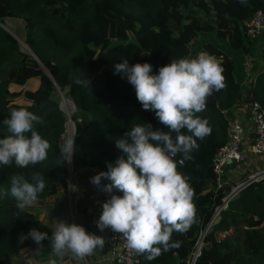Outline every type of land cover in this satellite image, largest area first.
<instances>
[{
	"label": "trees",
	"instance_id": "1",
	"mask_svg": "<svg viewBox=\"0 0 264 264\" xmlns=\"http://www.w3.org/2000/svg\"><path fill=\"white\" fill-rule=\"evenodd\" d=\"M255 11L264 12V0H0V25L6 20L21 21L23 43L50 76L48 79L33 59L22 55L13 36L0 29V138L9 134L3 120L12 109L23 107L41 117L34 130L51 144L48 158L41 163L26 168L0 165V191H9L15 174L30 180L38 172L46 181L33 207L19 209L10 194L0 198V264H22L12 257L31 250L34 259L46 263L52 230L50 220L42 223L38 219L47 214L41 203L60 190L69 191L74 204L77 195L72 194L79 179L107 171L109 163L114 165L122 155L115 140L132 126L151 123L153 130L167 131L154 112L143 110L134 87L123 73L115 71V65L124 59L129 65L147 62L152 65L150 74H158L171 59L194 58L206 51L225 69L226 87L214 91L206 109L197 114L208 119L211 133L197 140L199 148L191 153L193 159L179 163L181 157H176L178 171L189 178L194 189L198 223L184 234L173 233V241L182 242L179 248L162 252L152 261L137 256V264H190L214 209L231 188L229 184L211 188L213 155L226 141L224 114L237 106L243 92L235 81L233 62L220 45L239 49L244 35L241 22ZM201 35H212L214 40L194 44ZM6 64L11 65L4 69ZM74 69L82 71L89 88L74 83L78 74ZM248 89L252 100L264 108V71ZM57 90L74 108L71 191L66 183V161L58 163L65 118L58 108ZM26 135L30 137V133ZM109 183L102 178V186ZM112 194L123 195L113 189L105 197ZM30 229L47 233L49 239L40 245L31 237L21 242V234L27 236ZM194 264H264V178L247 185L219 213L201 240Z\"/></svg>",
	"mask_w": 264,
	"mask_h": 264
},
{
	"label": "clouds",
	"instance_id": "2",
	"mask_svg": "<svg viewBox=\"0 0 264 264\" xmlns=\"http://www.w3.org/2000/svg\"><path fill=\"white\" fill-rule=\"evenodd\" d=\"M74 71L78 73L74 83L89 88L90 82L82 71ZM115 71L126 76L143 110L154 112L167 131L153 130L151 123L140 122L116 138L115 146L122 155L114 165H107V171L91 177L90 182L102 192L111 194L116 189L123 195H110L102 203L95 223L101 232L110 228L122 234L129 249L152 261L162 252L181 246V241H173L174 232L184 234L198 223L194 189L189 178L178 171L176 157H181L179 163L193 159L191 153L199 148L197 140L211 133L208 119L197 114L206 109L214 91L226 87L225 69L216 56L202 51L194 58L171 59L158 69V74H150V63L129 65L126 59L115 65ZM39 123L41 117L27 108L11 110L3 120L9 134L0 138V165L26 168L48 158L51 144L34 130ZM185 129L191 134H185ZM74 151L71 136L60 149L62 159L58 163L70 162ZM102 178L111 183L101 186ZM45 187L41 173H33L30 180L15 174L10 178L9 191H0V198L10 194L23 210L37 201ZM28 237L37 245L49 239L47 233L36 229H30L27 236L21 234L19 239L23 242ZM50 240L51 255L46 264H63L66 256L83 261L97 248L103 249L106 242L104 237L86 232L83 226L64 221L56 222Z\"/></svg>",
	"mask_w": 264,
	"mask_h": 264
},
{
	"label": "built area",
	"instance_id": "3",
	"mask_svg": "<svg viewBox=\"0 0 264 264\" xmlns=\"http://www.w3.org/2000/svg\"><path fill=\"white\" fill-rule=\"evenodd\" d=\"M241 28L244 36L253 40L258 35L264 33V12L255 11L251 16L241 22ZM233 112L231 113V111ZM228 110L224 115L226 141L213 155L212 159V175L213 180L211 188L217 190L221 186L228 184L226 179L227 166L242 165L245 161V153L242 151L243 128L238 122L242 118L246 125L250 126L252 131V142L246 149V154L257 158L264 157V108L257 102L252 100L250 95H246L240 100L237 106ZM238 115V116H237ZM259 174L251 175L247 181L241 182L233 188H229L226 196L223 197L221 205L214 209L207 228L216 222L219 213L224 210L230 200H232L238 192L242 191L247 185L260 181L264 178V170ZM105 238L104 259L103 264H137L138 254L127 247L126 241L122 234L106 228L103 232ZM194 254V252H193ZM191 255V260L193 257ZM190 260V262H191Z\"/></svg>",
	"mask_w": 264,
	"mask_h": 264
},
{
	"label": "rangeland",
	"instance_id": "4",
	"mask_svg": "<svg viewBox=\"0 0 264 264\" xmlns=\"http://www.w3.org/2000/svg\"><path fill=\"white\" fill-rule=\"evenodd\" d=\"M11 36H13L16 39V43L18 46V51L25 56L29 57V53H26L22 50L24 48L25 50H31L23 43V33H22V23L19 20H6L4 25H1ZM244 36V35H243ZM131 39V37H129ZM243 38V37H242ZM214 40V37L211 36H203L201 35L197 42L194 44L204 43V42H211ZM243 41V40H242ZM19 42V44H18ZM192 44V45H194ZM191 54H195V50H191ZM228 51V50H227ZM31 58V57H30ZM32 59V58H31ZM11 64H6L4 69H7ZM254 77V76H252ZM249 91V90H248ZM56 98L58 99V108L60 109L61 113L63 114L65 118V130L64 134L62 135L60 139V143L63 146L64 141L74 135V125H73V117H74V108L72 103L69 99L64 98L62 93H60L57 90ZM244 99V97H241L240 100ZM66 101V106L62 107L60 104L62 101ZM69 105V106H68ZM243 118V116H242ZM244 119V118H243ZM70 162L66 161V167L68 168V178H67V188L71 191V169L69 166ZM264 165V157H259V159H256L255 157L251 156L247 159V161L238 166V171L236 172L238 175V178H235L232 183H228L231 188L235 187L241 182L247 181V178L251 175H255L256 173L259 174L257 171L260 166ZM255 170V171H254ZM247 175V178L244 176ZM82 176V175H78ZM76 176V178H78ZM95 176V175H93ZM91 176V177H93ZM84 179V177L80 178V185H78L74 193L72 195L79 196V199H77V202H81V206H79L76 210L75 204H73L72 196L68 192H62L58 191L57 195L53 199H49L41 203V205H44V207L47 210L46 215L40 214L38 216V219L42 223H46L45 219L50 220V229L52 232L55 230L56 222L57 221H64L67 224H78V225H87L85 230H88V226L90 224L94 223L96 227L95 221L99 219V216L102 212V203L105 202L108 198L105 197V192L100 191L94 184L90 182V178ZM262 180V179H261ZM260 180V181H261ZM259 182V181H257ZM256 183V182H253ZM102 186V185H101ZM82 190V191H81ZM241 192V191H240ZM239 193V192H238ZM34 204L30 205L29 207H33ZM83 206V207H82ZM106 230V229H105ZM104 230V231H105ZM89 231V230H88ZM96 232L92 231L95 235L100 234L101 231L97 229ZM103 231V232H104ZM239 243V242H238ZM239 246V245H238ZM34 251L26 252V254L23 255H15L13 256V260L16 262H20L22 264H42L40 261H37L33 258ZM96 254L97 251L95 250L94 253L90 256H87L84 258L83 261H76L68 257L63 264H93V262L96 261L93 256ZM104 257V256H103ZM94 259V260H93ZM99 263V259H97L96 264ZM46 264V263H43Z\"/></svg>",
	"mask_w": 264,
	"mask_h": 264
},
{
	"label": "crops",
	"instance_id": "5",
	"mask_svg": "<svg viewBox=\"0 0 264 264\" xmlns=\"http://www.w3.org/2000/svg\"><path fill=\"white\" fill-rule=\"evenodd\" d=\"M242 45L239 49H231L229 46H222L221 50L232 60L234 65V74H235V81L240 84V86L243 88L242 96L245 97L247 94L249 95V89L248 86L250 83L254 81V79L257 77V75L261 74L264 71V33L258 35L255 39L249 40L246 37L243 36L242 38ZM228 50V51H227ZM254 76V77H252ZM251 96V95H250ZM233 110L231 111V113ZM238 116V115H237ZM239 120L238 122L241 124L243 128V139H242V151L245 153V162L249 157L252 155L246 154V149L250 146L252 142V131L250 126L246 125V123L243 121L242 118L238 116ZM254 157V156H253ZM257 162V157H255ZM238 168L234 166H227L226 170V179L228 183H232L235 178H238V174L236 173ZM264 170V165L260 166L257 171ZM236 171V172H234ZM255 171V170H254ZM247 178V175L244 176ZM79 199V196L77 197ZM77 199L74 201V204L76 206V210L78 206H81V202H77ZM83 207V206H82ZM83 226V225H82ZM87 227V225L83 226ZM88 230L86 232L92 233V231H97V226L95 227V224L92 223L90 226H88ZM99 233V232H98ZM98 236L104 237L103 232L100 234H97ZM97 255L93 256V258L99 259L98 264H103L104 259V248L100 249L97 248ZM94 260V259H93ZM96 261L93 262V264H96Z\"/></svg>",
	"mask_w": 264,
	"mask_h": 264
},
{
	"label": "water",
	"instance_id": "6",
	"mask_svg": "<svg viewBox=\"0 0 264 264\" xmlns=\"http://www.w3.org/2000/svg\"><path fill=\"white\" fill-rule=\"evenodd\" d=\"M0 29L3 30V31H5L7 34H9V33H8V32H7L2 26H1V25H0ZM9 35H10V34H9ZM10 36H11V35H10ZM13 38H14V37H13ZM14 39H15V38H14ZM29 57H31V58L36 62V64L39 66L41 72H42V73H43L48 79H50V76H49L48 73L45 71V69H44L43 67H41V65H39V63H38V61L36 60V58L34 57L33 53L29 54ZM69 166H70V164H69ZM66 171H68V168H67ZM206 230H207V228L205 229V231H203V233L201 234V236H200V238H199V241H198V243H197V245H196V248H195V250H194V254H193V257H192V260H191L190 264H194V262H195V259H196L197 255H198V250H199V247H200L201 240H202L203 236L205 235Z\"/></svg>",
	"mask_w": 264,
	"mask_h": 264
},
{
	"label": "bare ground",
	"instance_id": "7",
	"mask_svg": "<svg viewBox=\"0 0 264 264\" xmlns=\"http://www.w3.org/2000/svg\"><path fill=\"white\" fill-rule=\"evenodd\" d=\"M15 40H16V39H15ZM18 44H19V42H18ZM22 50H23L24 52H26V53L31 54V52H29V50H25L24 48H22ZM61 101H62V100H61ZM66 103H67L66 101H62V102H61V106H62V107L66 106ZM68 106H69V105H68Z\"/></svg>",
	"mask_w": 264,
	"mask_h": 264
}]
</instances>
